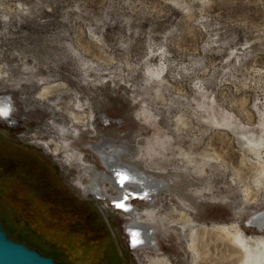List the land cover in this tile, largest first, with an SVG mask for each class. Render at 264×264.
<instances>
[{
	"label": "rangeland",
	"instance_id": "374dc122",
	"mask_svg": "<svg viewBox=\"0 0 264 264\" xmlns=\"http://www.w3.org/2000/svg\"><path fill=\"white\" fill-rule=\"evenodd\" d=\"M0 97L12 107L0 135L54 164L108 235L55 228L46 210L32 218L0 199L5 230L62 264H193L195 231L198 264H233L214 227L264 237L245 225L264 210V0H0ZM113 152L156 190L132 202L157 243L137 258L127 214L103 209L74 162L103 171L99 154Z\"/></svg>",
	"mask_w": 264,
	"mask_h": 264
},
{
	"label": "flooded vegetation",
	"instance_id": "af4514ba",
	"mask_svg": "<svg viewBox=\"0 0 264 264\" xmlns=\"http://www.w3.org/2000/svg\"><path fill=\"white\" fill-rule=\"evenodd\" d=\"M4 102L0 108V118L3 120L11 115L9 100L4 98ZM0 199L11 208L26 210L32 218H36L42 210H46L47 214L53 218L54 225L64 226V229L76 233H92L97 237L95 241L104 242L108 238L104 225L98 222V215L95 216L93 211L89 212L90 214L87 212L85 204H82L72 194L62 173L54 167V164L28 146H23L15 140L1 135ZM90 217L93 219L90 220ZM133 224L138 225V221ZM14 240L27 244L20 239ZM27 246L44 253L35 246L29 244ZM75 246L79 247L78 244ZM89 249L91 259L97 249L94 245ZM70 253L77 256V252L72 249ZM43 255L55 259L51 254L44 253ZM55 261L58 260L55 259Z\"/></svg>",
	"mask_w": 264,
	"mask_h": 264
},
{
	"label": "bare ground",
	"instance_id": "6f19581e",
	"mask_svg": "<svg viewBox=\"0 0 264 264\" xmlns=\"http://www.w3.org/2000/svg\"><path fill=\"white\" fill-rule=\"evenodd\" d=\"M49 91H50V86L49 85L44 86L41 89V92L39 93V98L44 99L45 95L48 94ZM3 103H5L4 98L0 97V108L3 106ZM70 117L73 123L80 124L84 122L82 120L83 117L77 115L76 113H71ZM99 150H103V148L101 147ZM113 153H110V155L108 156L102 155L103 157H101L99 154V157L101 159L103 158L101 161L104 162V166L106 169L103 171H99L94 165L85 163L80 158H76L74 162H76L77 163L76 166L79 169H81L85 175L88 176L90 183H89V186H86V189L93 195H97L99 198H105V197L107 198V196H111L105 190V187L103 185L105 182H109L112 185L110 186L113 187L112 189H114L116 192L123 191L124 195L122 196L120 201L115 202V205L119 209L127 212L126 219L130 220V224L137 223L138 221V225H136L137 228L128 229L129 231L128 233L130 234V238L128 239L131 245L133 246V248H136V249L150 247L151 250L156 251L157 243L155 241L152 242L154 238L152 237L153 234L151 237L148 234L149 232L148 230L151 229L150 228L151 226L147 225L146 223L141 222V219L138 216V214L134 213L133 209L130 210L131 208H133L132 207L133 205H132V202L129 200L134 197H147V194H149L151 190L150 186L147 184V180L145 179V177L141 173H139L138 170L132 169L131 167L129 168L128 164L125 165L118 161L113 160L116 157H118L116 155L119 154V152H113ZM122 159L123 160L125 159V161L127 162L128 161L132 162L130 157L129 158L123 157ZM109 163L111 165H108ZM113 164H116V166H114L112 170L115 171V175L118 180L117 185L115 183L114 178H112L111 176L113 171H110V168L112 167ZM153 183L155 184L156 182L153 181ZM121 184H123V187L120 189H117L118 185L120 186ZM152 190L155 191L156 193V190H154V188H152ZM150 194H152V192ZM104 208L105 207L103 206V209ZM209 229L210 228L206 229L205 227V229L202 230V232L209 230ZM213 230H216L220 234V236H222V238H225L228 241V243H230L231 247L233 248V251L231 252V256L232 255L234 256L233 264H264V237L263 236L262 237L261 236L247 237L246 235H242L241 233H239L238 229H234V232L228 231V228L225 225H217L216 227L213 228ZM197 234H198L197 231H195V233L191 237V242L188 244L189 249H191V251L194 250L196 253L195 256H197L195 257L196 258L195 260L193 258L194 260L193 264H198L197 261L199 260L200 256L204 254L203 251L201 253V250L197 249V245H196ZM157 263L170 264L169 261L164 260V259H160L158 261H155V260L152 261V264H157Z\"/></svg>",
	"mask_w": 264,
	"mask_h": 264
},
{
	"label": "water",
	"instance_id": "95a60500",
	"mask_svg": "<svg viewBox=\"0 0 264 264\" xmlns=\"http://www.w3.org/2000/svg\"><path fill=\"white\" fill-rule=\"evenodd\" d=\"M108 165H111L110 163ZM116 164H113L110 171H113L111 176L114 178L116 185L118 180L115 175V171L112 170ZM123 184L118 185V189L122 188ZM152 194H148L146 197H134L129 200L144 199L146 201L152 200L155 191L151 190ZM120 193H123L121 191ZM132 195V194H130ZM245 225L252 227L256 232H264V210L257 212L250 216ZM0 264H61L55 261L53 257L43 255L36 249L30 248L22 242L12 239L6 230L3 229L0 223Z\"/></svg>",
	"mask_w": 264,
	"mask_h": 264
},
{
	"label": "built area",
	"instance_id": "2783aa9c",
	"mask_svg": "<svg viewBox=\"0 0 264 264\" xmlns=\"http://www.w3.org/2000/svg\"><path fill=\"white\" fill-rule=\"evenodd\" d=\"M118 189V188H117ZM118 191V190H117ZM119 192V191H118ZM118 192H116V191H112V193H110L111 194V196H107V198L105 197V198H99L97 195H93V194H91V195H93V196H95L96 197V199H99V200H103L104 201V203L103 204H105L106 205V207L104 208V209H110L111 211H113V212H116L117 214H119L121 217H123V218H125L126 217V214H127V212L126 211H124V210H121V209H119L116 205H115V202H117V201H120L121 200V198H122V196L124 195L123 193H118ZM88 196V195H87ZM134 200H132L131 202H133ZM133 206V211H135V210H138V205H135L134 203L132 204ZM130 210H132V208L130 209ZM129 210V211H130ZM140 211H144V208L142 209V210H140ZM157 211V207H156V210H155V212ZM126 219V218H125ZM124 221V220H123ZM127 221V222H126ZM125 222L126 223H124L123 222V224H122V226H121V230H122V234H123V236H124V240H125V244L127 245V247H128V249H129V251H130V253L133 255V256H135L136 258H137V256H138V250H136V248H133L131 245H130V242L128 241V238H130V234L128 233L129 231H128V229H130V228H137L136 227V225H132V224H130L129 222H130V220H126ZM125 225L128 227H126V229H125Z\"/></svg>",
	"mask_w": 264,
	"mask_h": 264
},
{
	"label": "trees",
	"instance_id": "16d2710c",
	"mask_svg": "<svg viewBox=\"0 0 264 264\" xmlns=\"http://www.w3.org/2000/svg\"><path fill=\"white\" fill-rule=\"evenodd\" d=\"M19 211H20V209H18ZM21 211H23V213L24 214H26L27 212H26V210H22L21 209ZM28 211V210H27ZM1 224H2V222H1ZM2 226H3V229H4V225L2 224ZM52 226H53V224H52ZM55 228H60V226H58V225H56V226H54ZM5 230V229H4ZM7 231V230H6ZM8 232V231H7ZM8 235L12 238V239H18V238H16V237H14L10 232H8ZM77 243V241L75 240H73V239H68V243H67V245L70 247V249L72 248L71 247V245H74V244H76ZM27 244H29V243H27ZM78 244V243H77ZM30 245V244H29ZM68 247V248H69ZM80 247V246H79ZM91 246H88V247H86V248H83V250H84V255L85 256H87V253H86V251L87 250H89V248H90ZM105 256H106V254H105ZM70 257H72V260H74L75 262H76V259H79V256H74V255H72V256H70ZM88 257V256H87ZM88 258H90V257H88ZM106 259V258H105ZM76 264H77V262H76Z\"/></svg>",
	"mask_w": 264,
	"mask_h": 264
}]
</instances>
